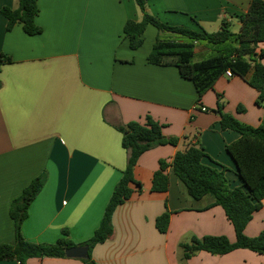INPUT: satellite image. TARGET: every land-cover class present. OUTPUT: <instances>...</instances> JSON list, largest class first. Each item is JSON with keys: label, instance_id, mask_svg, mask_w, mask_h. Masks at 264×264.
<instances>
[{"label": "crops", "instance_id": "0c3cea01", "mask_svg": "<svg viewBox=\"0 0 264 264\" xmlns=\"http://www.w3.org/2000/svg\"><path fill=\"white\" fill-rule=\"evenodd\" d=\"M251 0H148L145 12L160 22L205 31L222 21L240 23ZM16 0H0V54L10 58L0 67V245L14 243L9 206L32 179L47 172L42 190L30 204L22 224L25 240L53 244L66 230L74 244L89 240L98 228L115 184L126 166L127 154L116 126L146 116L164 125L176 146L155 147L140 156L134 193L112 216V237L96 245L91 257L97 264H264V255L237 249L225 255L200 251L182 260L180 245L192 237L235 233L223 209L210 195L193 199L183 183L166 169L168 189L152 192L151 181L159 161L170 164L178 151L191 145L205 153L202 163L226 170L230 188L240 185L226 146L239 134L223 130L217 111L222 96L224 112L243 124L257 127L264 118L256 106L258 93L239 77L221 76L197 103L190 81L174 66L148 64L146 59L158 35L148 25L143 44L128 47L123 27L140 21L134 0H37L35 18L42 33L28 36L17 24L6 32L3 7ZM264 43L254 60L264 65ZM195 48V61L211 55ZM252 72L248 73L247 78ZM238 108L241 112H238ZM202 109H205L202 111ZM167 212L165 233L155 227ZM264 230L262 209L253 214L244 233L255 237ZM0 264H19L0 261ZM26 264H83L81 259H30Z\"/></svg>", "mask_w": 264, "mask_h": 264}, {"label": "trees", "instance_id": "16d2710c", "mask_svg": "<svg viewBox=\"0 0 264 264\" xmlns=\"http://www.w3.org/2000/svg\"><path fill=\"white\" fill-rule=\"evenodd\" d=\"M148 0H134L142 12L140 21L129 20L123 27V37L131 50L139 49L143 44V34L148 25L153 26L158 35L147 56V63L156 66H174L179 76L190 81L200 103L202 96L229 70L232 77H239L257 93L255 104L264 110V65L254 60L259 44L264 43V0H251L245 14L238 16L240 27L234 33L230 24L222 21L216 32H207L195 22V29L170 26L160 22L145 12ZM39 13L37 0H16L13 8L3 7L2 16L6 19V32L17 24L22 26L28 36H37L42 28L37 26L35 18ZM165 34V37H163ZM204 46L211 50V55L195 61V48ZM260 57H264L261 52ZM9 57L0 54V67L9 63ZM252 72L247 78L248 73ZM1 86V83H0ZM220 126L239 134V139L226 146V152L235 165L236 176L240 185L230 188L221 170L206 166L202 159L203 150L195 145L178 151L170 164L159 161V168L151 181L152 192H165L168 189L166 169L171 167L174 175L186 187L188 194L195 200L210 195L215 206L223 209L231 223L235 241L230 242L223 236L192 237L188 243L180 245L182 260H187L196 252L204 251L212 255H225L237 249H246L264 255V230L255 237H247L244 230L252 220L253 214L262 209L264 200V118L257 127L243 124L233 115L224 112L222 96L218 95ZM205 110V109H204ZM238 112L241 110L238 108ZM164 125L146 116L144 122L132 121L116 126L122 135L121 146L127 154L126 166L121 178L115 184L104 209L100 224L92 237L84 243L74 244L68 232L53 244H36L24 239L22 224L28 217L30 204L35 200L47 180V172L30 181L21 194L13 199L9 206V216L14 227V243L0 245V261H16L26 264L30 259L66 258L65 250L71 247H88L87 258L83 264H97L91 257L92 249L109 240L113 235L112 216L117 207L128 201L134 193L141 192L142 186L134 178V169L138 159L145 152L158 147L176 146L177 139L164 136ZM169 225V214L157 217L155 227L165 233Z\"/></svg>", "mask_w": 264, "mask_h": 264}, {"label": "water", "instance_id": "95a60500", "mask_svg": "<svg viewBox=\"0 0 264 264\" xmlns=\"http://www.w3.org/2000/svg\"><path fill=\"white\" fill-rule=\"evenodd\" d=\"M65 257L70 259L87 258L88 247H71L65 250Z\"/></svg>", "mask_w": 264, "mask_h": 264}, {"label": "rangeland", "instance_id": "374dc122", "mask_svg": "<svg viewBox=\"0 0 264 264\" xmlns=\"http://www.w3.org/2000/svg\"><path fill=\"white\" fill-rule=\"evenodd\" d=\"M219 28H217L216 30H208L207 32H210V33H212V32H216L217 30H218ZM230 29H231V31L232 32H234V33H236V32H238V28H237V26H236V24L234 23L233 25H231L230 26ZM163 34V33H162ZM164 36L163 37H165V34H163ZM263 110V109H262ZM263 115H264V110H263ZM45 171V170H44ZM40 175V174H39Z\"/></svg>", "mask_w": 264, "mask_h": 264}, {"label": "built area", "instance_id": "2783aa9c", "mask_svg": "<svg viewBox=\"0 0 264 264\" xmlns=\"http://www.w3.org/2000/svg\"><path fill=\"white\" fill-rule=\"evenodd\" d=\"M224 76H226L227 78H231L232 77V74L229 70H227L224 74ZM202 111H204V109H202Z\"/></svg>", "mask_w": 264, "mask_h": 264}]
</instances>
